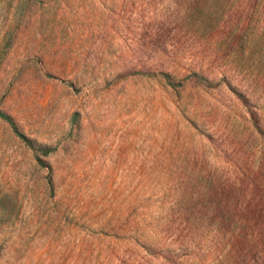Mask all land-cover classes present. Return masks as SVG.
Here are the masks:
<instances>
[{
  "label": "rangeland",
  "instance_id": "rangeland-1",
  "mask_svg": "<svg viewBox=\"0 0 264 264\" xmlns=\"http://www.w3.org/2000/svg\"><path fill=\"white\" fill-rule=\"evenodd\" d=\"M0 110V264H264V0H0Z\"/></svg>",
  "mask_w": 264,
  "mask_h": 264
},
{
  "label": "trees",
  "instance_id": "trees-1",
  "mask_svg": "<svg viewBox=\"0 0 264 264\" xmlns=\"http://www.w3.org/2000/svg\"><path fill=\"white\" fill-rule=\"evenodd\" d=\"M0 117H2L3 119L7 120V121L10 122V123H12L11 120H10V118H9L4 112H2L1 110H0ZM255 125H256V124H255ZM14 130H15V132H16L21 138H23L24 140L27 141V139H26L22 134H20V133L16 130V128H14ZM259 131L264 135V132H262V130H259Z\"/></svg>",
  "mask_w": 264,
  "mask_h": 264
}]
</instances>
